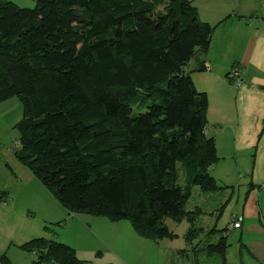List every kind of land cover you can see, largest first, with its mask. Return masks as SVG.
Segmentation results:
<instances>
[{
  "label": "trees",
  "instance_id": "obj_1",
  "mask_svg": "<svg viewBox=\"0 0 264 264\" xmlns=\"http://www.w3.org/2000/svg\"><path fill=\"white\" fill-rule=\"evenodd\" d=\"M216 26L193 0H0V103L23 105L16 155L69 214L127 219L156 241L176 236L168 217H186L187 243L206 232L194 250L229 264V228L206 231L196 225L204 209L186 208L195 186L231 187L210 171L220 157L208 94L193 78L209 69L199 54ZM18 246L35 264H87L50 236ZM0 264L16 263L3 253Z\"/></svg>",
  "mask_w": 264,
  "mask_h": 264
},
{
  "label": "rangeland",
  "instance_id": "obj_2",
  "mask_svg": "<svg viewBox=\"0 0 264 264\" xmlns=\"http://www.w3.org/2000/svg\"><path fill=\"white\" fill-rule=\"evenodd\" d=\"M17 3L32 7L35 0H18ZM194 64L192 59L187 71ZM254 96L259 105L253 108L250 102ZM254 96L248 99L235 93L229 95L232 108L223 114V118L213 109L208 110V133L217 138L216 130L225 128L220 141L217 140L220 159L210 171L221 184L231 187L207 192L195 186L186 205L188 210L204 209L196 225L203 226L206 231L215 224L220 229L235 218H242L243 230H232L228 238L231 244L227 252L229 264H264V91ZM22 116L23 105L18 97L0 103V193L4 192L5 196V192H9L4 198L7 203L0 201V257L7 253L16 264H35V253L18 246L22 242L21 234H27L26 228H29L34 237L50 236L73 245L87 264H126L108 244H112L113 236L122 244L131 240L127 226L129 220L114 221L88 213L69 214L32 171L20 162L16 151L21 145V133L15 126ZM250 182L253 184L248 192ZM62 218L65 219L64 225L52 223ZM166 224L176 233L175 237L156 241L142 236L134 243L153 264H217L216 259L194 250V244L199 243L201 247L208 242L202 240L206 232L194 239L191 245L185 238L191 227L188 218L177 221L168 217ZM46 225L54 231L46 229ZM219 236L218 232L211 234L209 241L216 242Z\"/></svg>",
  "mask_w": 264,
  "mask_h": 264
},
{
  "label": "crops",
  "instance_id": "obj_3",
  "mask_svg": "<svg viewBox=\"0 0 264 264\" xmlns=\"http://www.w3.org/2000/svg\"><path fill=\"white\" fill-rule=\"evenodd\" d=\"M193 3L202 20L217 24L210 47L199 54L205 59L209 69L193 73V78L198 89L207 92L209 109L220 113L223 118V114L232 108L229 103V95L232 93L238 97L244 95L252 99L257 92L264 91V0H193ZM233 65H238L243 70V82L240 86L226 76ZM250 103L253 108L259 105L255 96ZM224 130L225 128L216 130L217 138L213 135L216 143L217 140L220 141ZM217 152L219 154L218 143ZM5 197L8 196L5 194ZM232 223L227 225L229 235L234 229L243 230V221L241 228L232 227ZM127 226L131 240L122 244L113 236L112 244L108 242V245L126 264H153L154 262L148 260L141 249L134 246L142 236L134 230L131 223H127ZM26 232L27 234H21L22 242L35 236L31 234L29 228H26ZM241 237L242 232L240 241Z\"/></svg>",
  "mask_w": 264,
  "mask_h": 264
},
{
  "label": "built area",
  "instance_id": "obj_4",
  "mask_svg": "<svg viewBox=\"0 0 264 264\" xmlns=\"http://www.w3.org/2000/svg\"><path fill=\"white\" fill-rule=\"evenodd\" d=\"M229 78L233 80V82L240 86L243 82V70L238 65H233L232 68L229 70ZM234 228H241L242 227V218H236L232 225Z\"/></svg>",
  "mask_w": 264,
  "mask_h": 264
}]
</instances>
